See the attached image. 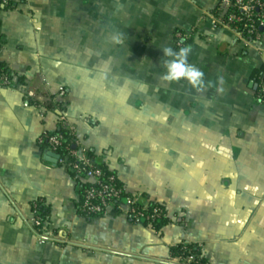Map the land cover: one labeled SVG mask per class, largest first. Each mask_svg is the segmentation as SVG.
Here are the masks:
<instances>
[{"label":"crops","instance_id":"0c3cea01","mask_svg":"<svg viewBox=\"0 0 264 264\" xmlns=\"http://www.w3.org/2000/svg\"><path fill=\"white\" fill-rule=\"evenodd\" d=\"M7 1L15 7L0 6V64L15 84H0V264H186L171 256L183 243L198 245L208 264H264L255 78L264 32L246 47L216 26L217 0ZM165 47H190L188 63L213 87L164 82ZM61 90L59 106L51 99ZM61 109L128 194L165 206L161 232L115 209L79 213L78 180L37 145L58 131ZM36 203L47 214L44 243Z\"/></svg>","mask_w":264,"mask_h":264},{"label":"built area","instance_id":"2783aa9c","mask_svg":"<svg viewBox=\"0 0 264 264\" xmlns=\"http://www.w3.org/2000/svg\"><path fill=\"white\" fill-rule=\"evenodd\" d=\"M8 2L0 0V6L5 7ZM214 16L217 27L232 29L246 47L261 43L264 32L261 30L264 29V0H217ZM185 38L179 34L177 46L181 47V41ZM5 70L0 69V84L11 87L14 81L9 79ZM260 79L258 98L264 103V72ZM28 96L33 98L34 94L29 93ZM64 97L65 91L61 90L51 100L62 106ZM37 145L45 155H59L58 166L73 171L79 182L90 184L83 190L77 203V209L82 216L102 217L115 209L130 220L134 219L136 223L150 221L151 216L145 214L148 207L146 204L141 206L140 196H127L128 193L117 175L97 165L95 155L83 144L78 136L77 126L70 122L63 109L59 110L58 131L44 132L38 138ZM38 207L39 203L33 206L32 223L44 243L47 240L44 234L46 222L37 215ZM161 213L156 210L152 217L155 218ZM189 259H194V256Z\"/></svg>","mask_w":264,"mask_h":264},{"label":"trees","instance_id":"16d2710c","mask_svg":"<svg viewBox=\"0 0 264 264\" xmlns=\"http://www.w3.org/2000/svg\"><path fill=\"white\" fill-rule=\"evenodd\" d=\"M15 7V4L12 2H8V5H6L4 8L5 9H13ZM0 69H6L5 72H7L8 77L11 81H14V75L10 69H8L6 66L3 64H0ZM264 72V68L260 69L259 71L256 72V81L261 83V75ZM15 83L12 84V86ZM11 86V87H12ZM93 153V152H92ZM97 165L99 167H102L101 164H99L96 161ZM74 178H76V174L73 171H68ZM90 184L86 183H81L78 181V188L80 192V196L83 193V190L88 187ZM127 196H132L131 194H127ZM140 203L141 206H144L145 204L147 205L148 209L145 212L146 216H151L150 221H144L142 224L147 227H151L154 231L156 232H161V230L170 223V220L167 216V211L164 205H161L159 203H156L154 201H151L147 196H140ZM159 210L162 213L153 218L152 216H155V211ZM37 215L41 217L43 220L46 219V210L44 207L39 205L38 210H37ZM132 222H135L134 219L131 220ZM171 256L173 258H179L182 261L186 262V264H208L206 260L202 258V253H201V248L198 245L194 244H189V243H183L178 246H175L171 248ZM195 256L197 261L191 262L189 261V258Z\"/></svg>","mask_w":264,"mask_h":264},{"label":"clouds","instance_id":"9594fccd","mask_svg":"<svg viewBox=\"0 0 264 264\" xmlns=\"http://www.w3.org/2000/svg\"><path fill=\"white\" fill-rule=\"evenodd\" d=\"M123 37L120 35H114L112 42L114 44H120ZM192 49L190 47H183L178 50L172 47L163 48V56L168 59L164 62V73L161 79L167 83H179L181 81H187L193 89L197 91H203L206 87H213L209 82L207 85L204 80V73L194 65L188 63V57ZM218 84L220 87L216 88L219 93L224 92L222 85L224 80L222 77L218 78Z\"/></svg>","mask_w":264,"mask_h":264},{"label":"water","instance_id":"95a60500","mask_svg":"<svg viewBox=\"0 0 264 264\" xmlns=\"http://www.w3.org/2000/svg\"><path fill=\"white\" fill-rule=\"evenodd\" d=\"M261 30L264 31L263 28H262ZM46 156H47V159H48L50 162H52V163H54V164L57 165V163H58V159H59V155L54 154V153H48Z\"/></svg>","mask_w":264,"mask_h":264},{"label":"rangeland","instance_id":"374dc122","mask_svg":"<svg viewBox=\"0 0 264 264\" xmlns=\"http://www.w3.org/2000/svg\"><path fill=\"white\" fill-rule=\"evenodd\" d=\"M182 218H183V217H176L175 220H176L177 223H179V224H183V225L186 226L187 224H186L185 220L183 221ZM196 259H197V258L194 256V259H192V260L189 259V260L192 261V262H195V261H197ZM179 260H180V259H179Z\"/></svg>","mask_w":264,"mask_h":264}]
</instances>
